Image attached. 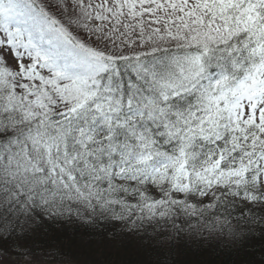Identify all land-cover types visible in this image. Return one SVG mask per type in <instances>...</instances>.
Returning a JSON list of instances; mask_svg holds the SVG:
<instances>
[{
    "label": "snow or ice",
    "instance_id": "1",
    "mask_svg": "<svg viewBox=\"0 0 264 264\" xmlns=\"http://www.w3.org/2000/svg\"><path fill=\"white\" fill-rule=\"evenodd\" d=\"M0 264H264V0H0Z\"/></svg>",
    "mask_w": 264,
    "mask_h": 264
},
{
    "label": "trees",
    "instance_id": "2",
    "mask_svg": "<svg viewBox=\"0 0 264 264\" xmlns=\"http://www.w3.org/2000/svg\"><path fill=\"white\" fill-rule=\"evenodd\" d=\"M115 222H101L98 230L104 231L106 229L113 228ZM97 233V229H86L84 225H82L79 221L74 223H69L66 225L64 234L67 237H71L79 240L83 237L85 240L89 237L95 238Z\"/></svg>",
    "mask_w": 264,
    "mask_h": 264
}]
</instances>
